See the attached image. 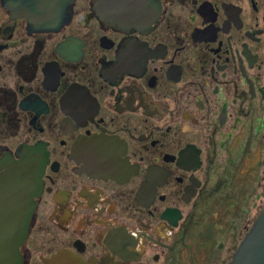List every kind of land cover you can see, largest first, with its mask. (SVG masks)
<instances>
[{
    "label": "flooded vegetation",
    "instance_id": "obj_1",
    "mask_svg": "<svg viewBox=\"0 0 264 264\" xmlns=\"http://www.w3.org/2000/svg\"><path fill=\"white\" fill-rule=\"evenodd\" d=\"M99 1L0 0V253L230 264L264 210V0Z\"/></svg>",
    "mask_w": 264,
    "mask_h": 264
},
{
    "label": "water",
    "instance_id": "obj_2",
    "mask_svg": "<svg viewBox=\"0 0 264 264\" xmlns=\"http://www.w3.org/2000/svg\"><path fill=\"white\" fill-rule=\"evenodd\" d=\"M147 0H100L97 3L99 14L113 23L123 26L137 22L136 10ZM22 223L17 224L16 245L22 233ZM24 225V223H23ZM0 264H19L16 251L0 253ZM231 264H264V211L255 222L252 230L241 244Z\"/></svg>",
    "mask_w": 264,
    "mask_h": 264
}]
</instances>
